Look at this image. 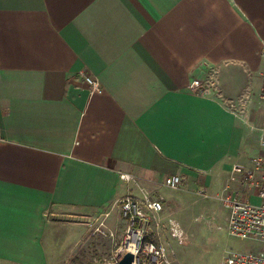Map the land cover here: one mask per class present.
<instances>
[{
  "label": "crops",
  "instance_id": "0c3cea01",
  "mask_svg": "<svg viewBox=\"0 0 264 264\" xmlns=\"http://www.w3.org/2000/svg\"><path fill=\"white\" fill-rule=\"evenodd\" d=\"M263 44L264 0H0V264L120 242L121 198L163 202L170 176L250 200L229 179L262 151L245 125L264 120ZM210 71L217 89L191 92Z\"/></svg>",
  "mask_w": 264,
  "mask_h": 264
},
{
  "label": "built area",
  "instance_id": "2783aa9c",
  "mask_svg": "<svg viewBox=\"0 0 264 264\" xmlns=\"http://www.w3.org/2000/svg\"><path fill=\"white\" fill-rule=\"evenodd\" d=\"M260 56L264 57V44ZM82 77L90 87L91 93L100 91L97 77L85 74H82ZM212 86L211 83L195 79L190 83L189 90L198 95H205L210 92ZM261 99L264 102V96ZM259 145L262 151L251 160V168L235 165L229 179V183L239 182L251 193L253 191L259 199V204L251 205L249 200L231 191L229 186L223 194H216L214 197L227 211L228 236L251 241L257 246L255 249L242 251L227 250L222 258L223 264H264V138ZM120 179L127 184L133 181V177L126 173L120 174ZM164 184L171 190H179L182 179L179 176H170L165 179ZM197 192L203 197L208 196V193L200 188ZM119 206L124 221V232L119 247L112 254L109 263L117 262L124 254L130 253L134 257L132 264H173L172 249L170 246L166 247L159 236L161 229H167L174 237L180 236L182 231L174 221H168L164 226L162 201L152 199L145 193L138 197L128 192L119 201Z\"/></svg>",
  "mask_w": 264,
  "mask_h": 264
},
{
  "label": "rangeland",
  "instance_id": "374dc122",
  "mask_svg": "<svg viewBox=\"0 0 264 264\" xmlns=\"http://www.w3.org/2000/svg\"><path fill=\"white\" fill-rule=\"evenodd\" d=\"M202 80L204 83L213 84L217 89L216 72H208ZM245 126L250 151L258 149L260 141L264 138V120L258 117L257 120L249 121ZM167 193L169 195L162 202V222L166 226L168 221H174L179 225L182 233L174 237L167 229H161L159 238L164 241L166 247H171L174 254L173 264H223L222 258L227 250L242 251L257 248L256 244L251 241L233 239L228 236L227 211L214 198L216 193L207 192L208 196L203 197L195 188L167 190ZM249 202L257 206L259 199L254 194ZM101 223L103 225L100 226ZM91 224L92 236L98 238L102 236L104 240L113 239V236L106 232L102 220L93 221ZM119 243L115 240L114 245H108V248L100 252L96 249L95 243L87 248L82 247L73 257L76 258V262H71L72 258L66 264H87L89 262L96 264L111 261L112 251L119 247Z\"/></svg>",
  "mask_w": 264,
  "mask_h": 264
},
{
  "label": "water",
  "instance_id": "95a60500",
  "mask_svg": "<svg viewBox=\"0 0 264 264\" xmlns=\"http://www.w3.org/2000/svg\"><path fill=\"white\" fill-rule=\"evenodd\" d=\"M134 261L133 254L126 253L124 254L117 262H106V263H101V264H132Z\"/></svg>",
  "mask_w": 264,
  "mask_h": 264
},
{
  "label": "trees",
  "instance_id": "16d2710c",
  "mask_svg": "<svg viewBox=\"0 0 264 264\" xmlns=\"http://www.w3.org/2000/svg\"><path fill=\"white\" fill-rule=\"evenodd\" d=\"M71 262L75 263V262H76V258H73V259L71 260ZM101 263H103V262H98V263H96V264H101ZM105 263H106V262H105ZM87 264H95V263L89 262V263H87Z\"/></svg>",
  "mask_w": 264,
  "mask_h": 264
}]
</instances>
